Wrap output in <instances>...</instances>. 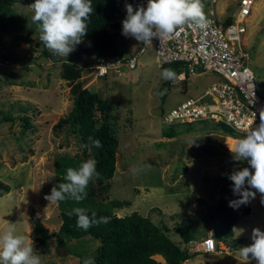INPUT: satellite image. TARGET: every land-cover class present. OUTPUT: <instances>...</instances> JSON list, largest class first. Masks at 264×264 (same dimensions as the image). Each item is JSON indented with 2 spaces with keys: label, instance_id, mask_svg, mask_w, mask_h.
Returning a JSON list of instances; mask_svg holds the SVG:
<instances>
[{
  "label": "rangeland",
  "instance_id": "rangeland-1",
  "mask_svg": "<svg viewBox=\"0 0 264 264\" xmlns=\"http://www.w3.org/2000/svg\"><path fill=\"white\" fill-rule=\"evenodd\" d=\"M201 2L206 9L207 1ZM223 2L222 9L219 0L214 3L216 17L222 21L231 16L236 0ZM30 4L25 0L12 4L13 17L20 27L17 31L13 26L0 29V115L8 110L15 116L0 121V180L8 185L7 191L0 189V231L12 224L17 234L33 243L34 253L40 256L42 264H79L77 254L83 259L92 257L98 241L90 236L65 239L64 246H56L59 239L53 235L60 223L59 210L57 203L44 198L56 185L54 155L82 151L78 128L61 121L72 105L70 86L80 81L111 104L108 117L116 137L113 174L102 185L94 186L95 197L127 200L128 204L112 208L114 215L132 210L146 215L156 225H165L166 235L189 250H195L204 235H212L221 251L200 253L196 257L201 258V263L257 264L251 258L245 262L239 248L252 243L253 228L264 231L261 194L257 192L249 202L250 212L239 216L232 226V238L245 240V244L227 247L216 237L213 228L216 221L211 217V208L219 204L227 191L232 192L228 174L235 168H250L247 160H234L229 150L239 137L223 134L209 121L173 124L169 125L172 135L161 133L169 127L160 120L163 111L219 76L206 71L193 74L183 83L165 81L150 46L139 55L135 67L122 66L119 72L109 70L104 76L94 77L89 69L90 60L85 63L83 53L88 40L76 45L67 58L56 55L58 60H51L41 53L40 33L31 21ZM118 5L126 17L125 4ZM245 28L247 63L264 92V0H254ZM15 32L26 34L27 40H16ZM108 36L122 55H128L137 45L134 38L122 34V28H109ZM63 62L79 65L78 75L64 77ZM19 105L27 108L30 117L27 128L17 118ZM56 122L59 125L53 126ZM190 138L197 139L191 146ZM85 152L90 153L87 149ZM133 167L144 170L134 176ZM30 208L51 234L45 253L42 245L29 236ZM234 212L235 209L230 213ZM186 215L193 220L195 237L188 243L183 242L175 228V223ZM155 258L162 260L159 255Z\"/></svg>",
  "mask_w": 264,
  "mask_h": 264
},
{
  "label": "trees",
  "instance_id": "trees-1",
  "mask_svg": "<svg viewBox=\"0 0 264 264\" xmlns=\"http://www.w3.org/2000/svg\"><path fill=\"white\" fill-rule=\"evenodd\" d=\"M20 0H0V29L18 30L17 20L13 17L12 4ZM34 3L35 0H25ZM93 12L90 14L88 24V32L83 40H88L89 44L83 48V53L90 58H103L108 55L118 53L114 46L113 40L108 36L109 28H122V21L125 18L120 9L117 0H91ZM230 17L224 19L228 22ZM16 25V26H15ZM18 28V29H17ZM15 39L27 40L26 34L15 32ZM41 53L51 60H58L52 51L42 44ZM6 58V57H5ZM67 76H77L80 70L79 65L74 63L63 62ZM181 64L179 62H168L159 65L161 69L171 68L179 70ZM72 94V105L61 121L69 122L75 125L80 132V144L88 142V137L92 136L99 139L103 145L102 148H93L90 153L85 152L82 148L79 154H56L53 158V170L56 185L63 182L66 175V169L69 167L77 168L82 161L94 158L97 161L96 169L100 173L99 177H93L87 186V197L83 201L77 203L73 200L57 202L60 223L58 229L53 236L57 241L56 246H64L65 239L80 238L90 236L98 241V245L91 257L94 264H181L183 260L193 256L198 251L189 250L186 246H179L166 235L167 227L165 225H156L150 221L146 215H141L135 210L128 214L114 215L112 208H120L124 204H128L127 200L118 199H97L95 197L94 186H100L108 180L114 169V153L116 148V137L114 128L108 114L111 110V104L97 92L91 91L82 86L80 81L74 82L70 86ZM18 115L21 126L27 128L30 126V117L26 113L25 106H18ZM14 115L8 110L2 112L0 121L12 120ZM212 123V122H211ZM54 123L53 126H58ZM213 128L219 129L225 135L239 137L240 134L230 129L222 122H213ZM172 127H165L161 131L162 135H172ZM0 189L7 191V183L0 180ZM233 192L227 191L220 199L216 207L211 208L212 219L215 220L213 226L216 237L227 247L233 248L239 242L245 244V240H237L232 238V225L239 215L248 214L250 211L249 203L240 205L238 208L229 206V200L237 199ZM73 207H83L88 210V215L92 212L96 213V218L106 217L107 223H99L91 226L87 231L76 227V216L71 218L67 212ZM235 209V212H230ZM30 231L29 236L32 240L42 245V253L47 252V241L51 234L47 231L42 221L35 213L33 208L29 209ZM193 220L186 215L175 223V228L184 243L194 240L192 233ZM79 264H83V257L77 254ZM156 255L162 257V260L155 258Z\"/></svg>",
  "mask_w": 264,
  "mask_h": 264
},
{
  "label": "clouds",
  "instance_id": "clouds-1",
  "mask_svg": "<svg viewBox=\"0 0 264 264\" xmlns=\"http://www.w3.org/2000/svg\"><path fill=\"white\" fill-rule=\"evenodd\" d=\"M31 21L37 25L39 40L51 50L54 55L67 58L82 42L87 34L90 14L93 12L91 0H35L29 5ZM126 17L122 21V34L132 37L145 47L152 46V39L171 37L176 29L185 24L196 25L200 29L208 27V21L203 11L201 0H148L146 7H135L125 4ZM161 79L171 81L176 73L171 68H163ZM166 91V89H165ZM162 95L163 93H158ZM254 121L247 127L239 128L240 136L234 145L229 147L236 161L247 160L249 167L235 168L228 174L232 181L233 195L238 197L229 200V206L238 208L245 205L261 194L264 203V109L260 112V122L253 127ZM197 139L190 138L189 146ZM89 152L93 148L99 149L103 145L99 139L88 137V142L81 145ZM97 161L89 158L82 161L77 168L69 167L63 182L53 185L50 194L45 199L50 203L73 200L77 203L87 197V186L93 177L100 173L96 169ZM144 169L133 167L132 175H137ZM253 189L255 191H253ZM71 218L76 216V227L87 231L94 224L107 223L106 217L96 218V213L88 215L83 207H73L67 212ZM252 243L239 248V253L247 262L255 259L257 264H264V231L253 228ZM0 264H42L39 255L34 253L33 243L27 242L24 235L17 234L16 228L9 224L0 231ZM83 264H94L91 258H85Z\"/></svg>",
  "mask_w": 264,
  "mask_h": 264
},
{
  "label": "built area",
  "instance_id": "built-area-1",
  "mask_svg": "<svg viewBox=\"0 0 264 264\" xmlns=\"http://www.w3.org/2000/svg\"><path fill=\"white\" fill-rule=\"evenodd\" d=\"M205 16L206 29L185 24L176 29L171 37L162 41L154 37L152 47L158 65L179 62L174 80L183 81L196 73L213 72L219 78L207 86L163 111L160 120L164 125L178 123L222 122L240 134L239 128L253 127L260 122V112L264 109V92L260 91L256 76L248 65L249 51L243 42L246 16L250 13L254 0H236L230 20L224 22L216 17L214 3L207 0ZM130 3L134 9L138 5L146 7L148 0H117ZM146 47L140 42L128 55H108L90 58L89 69L94 77L104 76L109 70L119 72L122 66L133 68L139 55ZM232 190V188H231ZM195 250L201 253H219L214 238L204 235ZM224 264V263H211Z\"/></svg>",
  "mask_w": 264,
  "mask_h": 264
},
{
  "label": "crops",
  "instance_id": "crops-1",
  "mask_svg": "<svg viewBox=\"0 0 264 264\" xmlns=\"http://www.w3.org/2000/svg\"><path fill=\"white\" fill-rule=\"evenodd\" d=\"M207 1V0H206ZM217 1V0H216ZM219 2H220V6H219V9H222L223 8V5H224V2H223V0H219ZM207 6H208V1H207ZM205 8H203V11H204V13H205ZM215 10H216V8H215ZM124 14V13H123ZM138 41H137V45H138ZM136 45V46H137ZM249 208H250V206H249ZM250 212V211H249ZM241 215H246V214H241ZM241 215H239V216H241ZM238 216V217H239ZM238 219V218H237ZM236 219V220H237ZM235 223V222H234ZM234 225V224H233ZM232 225V226H233ZM201 252H197L196 254H194L193 256H191V257H189V258H187V259H185V260H183L182 261V263L181 264H206V263H201V258H198V257H196L197 255H199ZM215 263V262H214ZM208 264V263H207Z\"/></svg>",
  "mask_w": 264,
  "mask_h": 264
},
{
  "label": "water",
  "instance_id": "water-1",
  "mask_svg": "<svg viewBox=\"0 0 264 264\" xmlns=\"http://www.w3.org/2000/svg\"><path fill=\"white\" fill-rule=\"evenodd\" d=\"M116 54H117L118 56H120V54H121V53H119V52H118V53H116ZM88 59H90V57H88V56H85V60H86V62H85V63H87V60H88Z\"/></svg>",
  "mask_w": 264,
  "mask_h": 264
}]
</instances>
